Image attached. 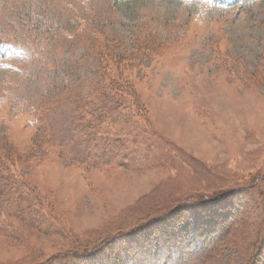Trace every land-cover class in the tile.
<instances>
[{"label": "rangeland", "instance_id": "374dc122", "mask_svg": "<svg viewBox=\"0 0 264 264\" xmlns=\"http://www.w3.org/2000/svg\"><path fill=\"white\" fill-rule=\"evenodd\" d=\"M0 264H264V0H0Z\"/></svg>", "mask_w": 264, "mask_h": 264}]
</instances>
